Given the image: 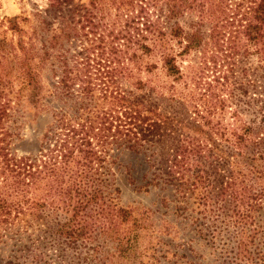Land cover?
Returning <instances> with one entry per match:
<instances>
[{
    "label": "trees",
    "instance_id": "obj_1",
    "mask_svg": "<svg viewBox=\"0 0 264 264\" xmlns=\"http://www.w3.org/2000/svg\"><path fill=\"white\" fill-rule=\"evenodd\" d=\"M242 4L249 5L240 26L264 51V0L236 8ZM230 8L223 0H55L0 22V121L10 109L20 112L23 125L50 117L35 154L11 150L8 129L0 139V240L11 224L39 231L20 249L34 261L24 263L22 255L4 264H48L49 254H70L72 264H148L147 257L159 263L161 249L141 251L146 219L121 229L133 216L112 197L120 192L115 178L125 153L148 162L139 189L170 188L172 199L161 204L175 203L179 216L199 226L210 229L224 214L239 224L253 211L261 215L264 101H256L261 106L249 121L234 111L237 125L224 128L193 105L189 119L200 133L159 111L165 95L170 103L182 101L177 85L186 76L173 43L183 45L182 57L200 49L203 18L216 19L214 35ZM194 12L200 22L186 29L180 20ZM157 55L159 62L151 61ZM258 234L264 238V225L251 233ZM235 237L237 262L260 251L250 249L244 229Z\"/></svg>",
    "mask_w": 264,
    "mask_h": 264
},
{
    "label": "rangeland",
    "instance_id": "obj_2",
    "mask_svg": "<svg viewBox=\"0 0 264 264\" xmlns=\"http://www.w3.org/2000/svg\"><path fill=\"white\" fill-rule=\"evenodd\" d=\"M76 1L88 3L90 0ZM241 1L243 0H223L225 5H231L230 10L237 11L239 14L234 15L233 11L228 10V22H224V28L218 27L214 35L211 29L216 19L211 15L203 18L204 26L201 29L204 32V39L200 49L191 51L182 57L179 53L183 50V45L178 46L175 42L173 43L177 62L186 76L185 80L177 85V91L182 97L180 99L185 104L181 101L182 105L179 100L170 103L169 96L165 95L163 102L160 103L159 111L167 115L172 114L173 124L185 131L194 133L201 131V125L192 124L189 119L191 115L195 116L191 114L194 109L193 105L200 110H205L204 114L208 119L209 116L211 117L212 125L224 128L237 125L232 115L234 111H239L244 119L249 121L261 106V103L258 104L256 101L258 99L264 101V51L261 50L262 45L255 46L249 42L244 28L240 26L246 23L243 17H246L245 13L249 5L242 4L240 8H236V4ZM54 2L55 0H0V22L5 17L31 15L42 11ZM200 19L199 14L194 12L185 15L180 22L188 29L189 23L197 24ZM222 24L220 23L219 26ZM159 59L157 55L152 57L151 61L159 62ZM159 76L161 82L164 83L166 81L164 76ZM33 113L34 111H31L28 115L34 118ZM43 115H40L37 121L34 119L35 122L23 125L20 112L14 109L8 110L7 116L0 121V139L8 129L11 132L8 137L11 150L18 154L37 153L40 148L38 137L43 133L50 118L48 114ZM209 127L211 126H205L204 129L209 130ZM17 133L21 134V139L18 138ZM119 163L121 166L115 183L120 188V192L112 197L120 206L132 211L133 214L121 229L131 228L135 219H146L145 227L140 231L142 233L141 251L143 252L144 249L152 251L148 250L152 248V245L162 251L159 254L161 259L159 263L149 257L145 258L146 263L264 264V244L262 242L264 238L261 234L256 237L251 235L260 224L264 225V210L260 212L261 215L253 211V218L246 224H239L234 218L224 214L218 223L210 224V229H208L205 225L199 226V223H194L185 216H179L175 203H169L168 207L161 204V199L165 196L172 199L174 192L170 188H150V191L139 189L146 183V176L149 172L148 162L143 155L125 153L121 156ZM14 216L15 213L12 219ZM15 221L14 223L19 224L18 220ZM49 223H51L50 220ZM9 227L11 228L6 236L0 240V264L12 259L17 261L22 255H24L22 262L34 261L33 256L28 257V252L20 249L28 243V236L32 232V236L37 237L39 231L34 232V228L38 226H29L28 232L25 228L14 226V224ZM205 228L207 230L201 232V229ZM242 229L246 232L247 238H245L250 249L260 251L252 259L239 263L236 260L237 249H234V246L237 240L235 236ZM211 230L209 234L207 231ZM150 253L148 252L147 255ZM259 254L262 255L259 256ZM64 256L59 258L49 254L46 263H73L70 254Z\"/></svg>",
    "mask_w": 264,
    "mask_h": 264
}]
</instances>
